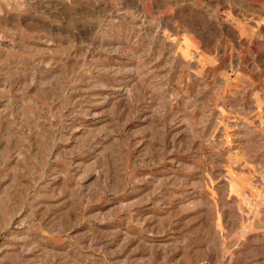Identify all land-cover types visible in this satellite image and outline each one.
Segmentation results:
<instances>
[{
    "label": "rangeland",
    "instance_id": "1",
    "mask_svg": "<svg viewBox=\"0 0 264 264\" xmlns=\"http://www.w3.org/2000/svg\"><path fill=\"white\" fill-rule=\"evenodd\" d=\"M257 57L264 0H0V264H264Z\"/></svg>",
    "mask_w": 264,
    "mask_h": 264
},
{
    "label": "crops",
    "instance_id": "2",
    "mask_svg": "<svg viewBox=\"0 0 264 264\" xmlns=\"http://www.w3.org/2000/svg\"><path fill=\"white\" fill-rule=\"evenodd\" d=\"M254 66L239 67L233 74H235V80L239 83V86H251V85H264V58L256 59ZM228 73V72H227ZM256 78L257 80H255ZM234 81V82H236ZM236 82V83H237Z\"/></svg>",
    "mask_w": 264,
    "mask_h": 264
}]
</instances>
